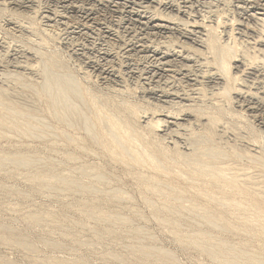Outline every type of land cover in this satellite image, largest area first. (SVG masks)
<instances>
[{
  "label": "rangeland",
  "instance_id": "rangeland-1",
  "mask_svg": "<svg viewBox=\"0 0 264 264\" xmlns=\"http://www.w3.org/2000/svg\"><path fill=\"white\" fill-rule=\"evenodd\" d=\"M22 1L26 3L21 7L13 8L9 5L8 0H0V117H6V120L11 125L8 127L0 126V264H48L51 261L60 262L61 260L64 264H249V262H246L248 261L247 258L249 259L247 255L251 256V254L252 257L258 255L254 257L257 261L258 259H260V262L264 261V253L259 254L261 250L260 246H264V237L262 236L263 238L259 239V237L250 236L251 234L237 232V230H234L235 228L230 227L227 223L229 227L227 226L226 228V224L224 222V224L221 223L218 219L220 215H227L224 213L227 212L226 209L223 207L219 208L220 206L214 207V212L216 211L214 218H210L209 222L204 218L202 203L195 196L199 192V189L204 188V186L198 184L199 182L191 177L192 175L189 172H187L188 177L185 178L186 181H189L187 179L193 180V182H197L194 183L196 185H192L193 182L183 183V180L178 182L179 180L172 178L173 176L167 173H160L162 170L158 172L147 169V167L140 168V166H131L124 162L113 161L102 150L101 142L97 135H95L97 134L96 112L100 109H109L111 107V112H114L113 114L116 117L121 114V119L129 121L138 130L149 136L148 139L149 141L152 140L150 141L151 143L157 144L160 142L157 145H161V147L166 149V153L156 158L155 163L158 167H166L168 163H171L170 165L181 166L179 167L181 169L178 168V171L182 170L180 171L183 174L182 176L186 177L185 173L189 169H184L182 163L192 162V159L200 163L204 161L205 163H216L219 166L227 168L231 166L233 169H228H236L235 171L243 175V177L241 176L242 180L246 179L249 173L251 180H249L250 177H247L248 179L246 180L251 182L252 180L253 182L257 181L255 183L260 182V185L256 187L262 190L256 189L260 192L263 191L264 187L261 185L264 186V162H257L264 161V155H262L264 154V135H262L263 137L261 136L260 133L263 132L258 130L257 125L253 123L254 120H252L253 118L248 112L247 115L240 113L238 104L234 103V90L231 91L232 104L230 101H226L228 100L227 97L218 95L220 93L218 91H221L222 89L220 88H223V86L219 88L216 86L217 91L206 80H204L205 84L198 86L187 82L183 78L182 72L176 70L181 65L175 68H171L168 65L165 68L169 72H165L160 76L163 79H156V81L152 80L150 82L148 79L149 75H146L148 72L146 69L152 66V60L150 57L148 60L146 59L148 55L138 54L137 51L130 50V48L128 49L130 51L128 53L123 51L129 44L131 45L132 41L136 43V40L134 38L131 40L127 34L125 35L122 29L123 25H120L122 19H119V17L126 19L130 15L134 17V15L148 16L154 14L158 18L171 16L173 19L175 17L177 19L175 20L176 23H180L182 20L190 24L191 22H199L203 26L212 27L215 31L219 30L217 36L221 40L219 41L221 42L219 43L221 46L230 43L229 45L240 48H238V52H246L250 48L252 50L248 49L250 52L248 50L247 52H249L248 54L251 53L252 55L250 54L249 56L252 57L256 54V51L252 47L255 41H252L253 39L244 40L247 37L240 39L242 37L241 34L248 36L246 30L239 23L243 21L241 19L243 10L241 7L243 6L236 4L234 0H180V2L179 0H165L164 2L163 0H159L163 4L171 2L170 4H175L174 6L177 5L176 3H180L177 6H183L184 4L181 3L187 2L188 15L191 17L189 20V17L187 19L183 16H179V19L175 13H170L163 9H159L160 12L157 11L158 9H150L148 10L150 11L149 13L146 11V5L144 6L140 0L129 1L130 4L124 0H112L110 5L116 8L119 7L118 15L112 14L110 11H96L94 9L92 10V21L85 22L81 13L78 12L77 14V11L83 10L82 12H84L85 8L90 9L93 6L90 7L82 3H76V0ZM59 1L62 2L59 3ZM235 5L236 7H234ZM177 6L176 8H178ZM216 6L217 8H215ZM55 11L57 12L55 13ZM122 12L125 14L124 16L120 15ZM160 14L162 17L159 16ZM221 15H224V17ZM257 16L259 17V15ZM40 19L42 20L40 21ZM229 23L230 25L234 23V25L231 27ZM260 23H250L249 25L252 28L251 26L254 24L260 25ZM118 25L121 28L116 27ZM228 26L230 27L227 28ZM263 27L264 24L258 26V29L264 33ZM107 32H111L114 36L107 35ZM220 32L222 35L219 34ZM234 37H237L236 39H239V41H233ZM147 38L146 45L152 49L158 48L159 52L165 51L167 53L169 50H172L169 53L180 54L178 55V59L182 58L181 53L182 55L184 54L183 56L191 54V57H195L196 53H193L194 51L190 47L193 45L183 39L176 41L179 39L177 36L165 37L159 35ZM167 38L170 39L168 40ZM138 42V45L145 43H142V40ZM149 43L150 45L153 44V47ZM182 43L190 45L185 47ZM164 45H166L167 49ZM193 47L194 49L199 48L198 46ZM179 49L182 52H179ZM204 49V46L198 49L201 51V55H203L202 58L197 59L195 57L194 59L197 61L193 59L190 64H187L189 67H186L189 72L193 68L191 72L193 74L196 73L199 66L202 72H206L204 69L209 67V69L218 68L216 55L213 52L212 55L207 54L210 52ZM4 50L8 53L6 54ZM102 53H107V56L104 57L105 62L102 59ZM196 56H199V53ZM258 56L262 57L261 60L263 59V62L261 60L257 61L259 68H262L260 65L264 67V57ZM242 57L237 59V63H232L233 74L234 72L237 74L238 71L235 68L241 65L238 75L240 72L243 73L242 70L251 73L252 70L248 68L250 59L248 58L249 61H246L245 64L243 62L244 57ZM248 59L245 58V60ZM88 60L90 62L93 61V63L96 62V64L105 63L104 65H107V68L113 74L115 73L114 77L106 78L102 76L101 78L98 73L95 74L92 70ZM199 63H203L204 65L202 64V66ZM142 68L143 70L145 69L144 72ZM60 72L61 74H59ZM141 73L142 76H138ZM167 75L169 76L167 77ZM240 75L242 74L240 73ZM65 76L74 80L72 83L76 82L73 85L76 93L73 94L74 96L70 95L71 97L66 108L60 103L61 100H56V98H60V94L51 92L46 86L48 79L52 83L53 80H65L63 79L66 78ZM59 78L61 80H58ZM166 79L168 80L165 81ZM248 80L252 81L251 79ZM147 81L153 84H150L151 86L159 88L156 89L148 86L149 83ZM159 82H162V84ZM170 87L179 92L185 89L184 92L189 93L192 98L195 97V100L198 98L195 103L196 105L190 104L194 105L190 107L192 109L191 112L195 110L192 115L197 116L196 113L199 112L201 115L198 116H203V118L207 119L204 120L203 125L196 122L192 125H186L187 128L184 131L175 130L174 133L170 134L158 131L157 137L150 136V130H154L155 128L149 124L155 123L158 119H163V115L165 116L169 113L179 115L181 114V110H183L177 106L170 108L168 104L161 103L147 95L153 89H155L154 91H160L159 89L163 91L164 88H166L164 90H169ZM194 87H199L198 90L200 87L201 90L204 88L205 92L197 91ZM191 88L195 92H192L193 89ZM196 92L198 94H194ZM199 92L205 93L207 96L200 95ZM48 99L50 101H47ZM54 99L56 100L54 102H57L58 105L61 104L60 107L57 103L53 102ZM210 101L212 102L210 103ZM201 103L202 105H200ZM222 103H224L223 107ZM230 106L233 107L230 108ZM132 109L134 112H132ZM220 111L222 114L225 112L227 115L221 116ZM212 115L213 117L215 116L218 124L215 123L213 126L204 125L207 124L208 118H211ZM132 116H135V118ZM10 117L11 119H9ZM18 117H20V120ZM68 118L71 119L70 122ZM62 121H65V124ZM245 121L247 124H245ZM134 122H137V124ZM220 123L221 126L217 127ZM143 127L145 128L143 129ZM255 128L256 131L254 132ZM192 129L195 130L191 132ZM180 132L183 133L179 135ZM253 133L256 135H253ZM176 134L177 137L173 136ZM150 137L153 138L151 139ZM186 137H189V139H186ZM252 137H256L257 139H255L258 141H255ZM186 140L188 141L185 142ZM190 141L192 144L189 143ZM207 148L216 150L217 156L206 158V154L202 152ZM138 150L142 154L144 153L143 149L138 148ZM181 151L188 155L197 154L192 159L185 161L175 154L177 152L181 153ZM239 153L242 154L240 155ZM125 155H127V158L129 157V154L126 153ZM261 158L262 160H260ZM236 165H239V167ZM245 165V168H240V166L243 167ZM176 166L173 168L177 169ZM242 169H244V172H242ZM257 176L258 179L254 180ZM142 177H145L146 180L145 178L142 179ZM174 180L177 182V187L182 188L177 189L176 183H173ZM190 183L192 184L190 185ZM152 186L155 188L153 192L150 189ZM194 190L198 191L195 193ZM176 192H178L177 195L175 194ZM193 193L195 194L193 195ZM173 194L175 196H172ZM195 198L198 200L194 201ZM217 209L222 210L220 212ZM105 213L108 216H104ZM239 214L240 216L243 215L241 212ZM228 217L232 218L231 215ZM234 218L229 221L235 223ZM122 221H125V223ZM235 224L239 223L236 222ZM230 228L233 230H228ZM200 233L203 238L202 241L199 240L198 246H196L197 244L193 242V239L196 234ZM207 238L209 240L205 243ZM211 238H215V243L221 244L216 243L217 246L219 245L218 247L222 246L221 242H224L223 245L228 248L226 251L228 254L219 251V248L215 247L214 240ZM248 241L250 242L248 243ZM210 243H214L215 248L211 247L213 245H209ZM258 251L259 253H257ZM235 252L237 254L241 252L249 254H245L243 256L245 257L244 260L239 261V259L234 258L235 254L233 253ZM234 260H238V263L234 262Z\"/></svg>",
  "mask_w": 264,
  "mask_h": 264
},
{
  "label": "bare ground",
  "instance_id": "bare-ground-1",
  "mask_svg": "<svg viewBox=\"0 0 264 264\" xmlns=\"http://www.w3.org/2000/svg\"><path fill=\"white\" fill-rule=\"evenodd\" d=\"M55 1V0H54ZM57 1V0H56ZM67 1V0H66ZM126 2L129 3V1H132V0H124ZM165 0H163L164 2ZM176 1V0H174ZM187 1V0H186ZM221 1V0H220ZM231 1V0H230ZM62 1H59V3H61ZM75 2V1H74ZM112 2V0H76V3H82V4H85L87 6H93V8H90V9H86L85 8V11L82 12L81 10L80 11H77V14L78 12L81 13V16L82 18L85 20V22H91L92 21V16H93V13H92V10L96 9L97 10H104V11H110V13L112 14H117L119 13L118 8H116L115 6H111L110 3ZM134 2V1H133ZM141 3L144 4L145 8L147 9L146 11L150 10V9H153V10H157L159 11V9H163L165 11H169L170 13H175L177 15V17H185L188 19L189 17V20L191 19V17L188 15V10H187V2H184V3H181V4H184L183 6H177L178 4L180 3H176L177 7L172 5V4H163V2L159 1V0H140ZM180 2V0H179ZM211 2V1H210ZM217 2V1H216ZM234 2L238 5H242L243 7H241L243 10H242V13H241V19L243 20L242 22H239L241 23L240 25L243 27V29L246 30L248 36H244L241 34L242 37H240V39H243V37H247V39H244L246 41H248L249 39H253L252 41H255L254 42V46L250 45L253 47V49L256 51V54L253 55L252 57H250L249 55L251 54H248L250 51L249 50H252L250 48H248L247 50L249 52H243V54H241L242 52H238V48H235L231 45H229L228 43L227 44H224V45H220L219 41H221L218 36H217V32L219 30H216L215 31L214 29H212V27H208V26H203V24L199 23V22H195V23H192L191 21V24L188 23L186 20V22H184V20H182L180 23H176L175 20V17L172 19V17H162L161 14L159 16H161L162 18H158L156 17L154 14L153 15H140V16H135L132 17V15L128 16L126 19L125 18H122V17H119V19L121 18L122 21L120 22V25H123L122 29L125 33V35L127 34L128 37H130L129 39H135L136 40V43L135 42H131V45L129 44V46L127 48H125L123 51L125 53H128L130 51H128V49L130 48V50H134V51H137L138 54L139 53H142V54H146L148 55V57L146 58L148 60V58L150 57V59L152 60V66L149 65V63H147L150 67H148L147 65H144L146 67H148L147 69L145 68L148 72L146 75H149L148 79L149 81L151 82L152 80H161L160 76H162L165 72H169L166 70L165 67H168V65L171 67V68H175L176 66H179V69L177 68L176 70H179V72H182L181 74L183 75V78L186 79L187 82H191L192 84L194 83V86H198V85H201V84H205L204 80L207 81V83L210 85H213L214 88L216 86H218V88L220 86H223V88H220L222 89L221 91H218L216 88L215 90H217L218 92H220L218 95L220 96H224V97H227L228 100L226 101H230L232 104H233V98L231 97V91L234 90L235 92V99H234V103L235 104H238V109L241 111L240 113H243V114H246L247 115V112L251 115V117L253 118L252 120H254L253 123H255L258 127V130H261L263 133H260L261 136L264 135V70H262L264 67L263 65H260L262 68H259V65H258V62L259 60H261V58L258 56V55H261L264 57V33L263 31H261L260 29H258V26L260 25H263L264 24V0H234ZM4 3V1H3ZM8 3L11 7L13 8H16V7H21L22 5H24L26 2L22 1V0H8ZM49 3V2H48ZM125 3V2H124ZM136 3V2H135ZM168 3V2H167ZM175 3V2H173ZM190 3V2H189ZM220 3V2H219ZM58 4V3H56ZM64 4V3H63ZM71 4V3H70ZM118 4H119V1H118ZM130 4V3H129ZM137 4V3H136ZM124 5V4H122ZM121 5V6H122ZM139 5V4H138ZM142 5V4H141ZM192 5V3H191ZM212 5V4H211ZM215 5V4H214ZM30 6V5H29ZM28 6V7H29ZM55 6H58V5H55ZM77 6V5H76ZM81 6V5H80ZM83 6V5H82ZM125 6V5H124ZM128 7V5H126ZM140 6V5H139ZM206 6V5H205ZM227 6V5H226ZM32 7V6H31ZM74 7V6H73ZM197 7V6H196ZM211 7V6H210ZM230 7V6H229ZM232 7H233V3H232ZM236 7V5L234 6ZM9 8V7H8ZM25 8V7H24ZM76 8V7H75ZM113 8V9H111ZM124 8V7H123ZM126 8V7H125ZM209 8V7H208ZM217 8V6L215 7ZM190 9V8H189ZM192 9V7H191ZM214 9V8H213ZM220 9V8H219ZM240 9V8H239ZM137 10V9H136ZM193 10V9H192ZM197 10V9H196ZM201 10V9H199ZM224 10V8H223ZM14 11V10H12ZM37 11V10H36ZM122 11V10H121ZM126 11V10H125ZM128 11V10H127ZM142 11V10H141ZM164 11V12H165ZM28 12V11H27ZM51 12V11H50ZM57 11H55L56 13ZM124 12V10H123ZM121 13L120 15L121 16H124L125 14L124 13ZM130 12V11H129ZM150 13V11H148ZM160 12V11H159ZM158 12V13H159ZM162 12V10H161ZM163 12V13H164ZM216 12V11H215ZM101 13V12H100ZM146 13V12H144ZM190 13V12H189ZM209 13V12H208ZM211 13V12H210ZM222 13V12H221ZM16 14H19V13H16ZM191 14V13H190ZM214 14V13H213ZM235 14V13H233ZM232 14V15H233ZM32 15V14H31ZM97 15V14H96ZM238 15V14H237ZM259 15V17L257 16ZM217 16V15H216ZM220 16V15H219ZM224 17V15H221ZM227 16V15H226ZM235 16V15H234ZM49 17V16H48ZM59 17V16H58ZM69 17V16H68ZM96 17V16H94ZM117 17V16H116ZM176 17V18H177ZM179 17V19H180ZM209 17V16H208ZM238 17V16H237ZM43 18V17H42ZM81 18V17H80ZM97 18V17H96ZM134 18H137V19H134ZM184 18V19H185ZM194 18V16H193ZM201 18V17H200ZM204 18V17H203ZM220 18V17H219ZM218 18V19H219ZM53 19V18H52ZM51 19V20H52ZM68 19V18H67ZM94 19V18H93ZM168 19L170 20H174V22L172 21H168ZM195 19V18H194ZM221 19V18H220ZM42 19H40L41 21ZM44 20V19H43ZM56 20V19H55ZM96 20V19H95ZM193 20V19H192ZM214 20V19H213ZM222 20V19H221ZM50 21V19H49ZM57 21V20H56ZM83 21V20H82ZM110 21V20H109ZM180 21V20H179ZM196 21V20H194ZM206 21V20H205ZM209 21H212V20H209ZM75 22V21H74ZM220 22V21H219ZM223 22V21H222ZM258 23V22H261L263 24L260 23L259 24H254L253 26H251L252 28H250V23ZM188 23V24H187ZM226 23V22H225ZM224 23V24H225ZM59 24V23H58ZM223 24V25H224ZM230 25V23H229ZM234 25V23H232V25H230L231 27ZM55 26V25H54ZM78 26V25H77ZM82 26V25H81ZM84 26V25H83ZM214 26V25H213ZM226 26V25H225ZM230 26H228L227 28H229ZM66 27V26H65ZM87 27V26H86ZM89 27V26H88ZM92 27V26H90ZM109 27V26H108ZM118 28H121V26H116ZM219 27V26H218ZM236 27V26H234ZM264 28V27H263ZM262 28V29H263ZM66 29V28H65ZM86 29V28H85ZM226 29V28H225ZM97 30V29H96ZM236 30V29H235ZM63 31V30H62ZM238 31V30H237ZM224 32H229V31H224ZM223 33V32H222ZM240 33V31H239ZM107 35L109 36H114V34H111V32H107L106 33ZM119 34V33H118ZM221 34V32L219 33ZM64 35V34H63ZM95 35V34H94ZM167 36V37H174V36H177L179 37V39H177L176 41L180 40V39H183L185 40L186 42H190V44H192L193 46H198L199 48L204 46L205 49H207V51H209L210 53H207V54H211L212 55V52L213 54L216 55V61H217V66L218 68H212V69H209V68H206L204 69L206 72H202L200 66L197 67L198 70L196 73H192V69H191V73L188 71V68L186 66H188L187 64H190V62L196 57L197 59L198 58H202L203 55H201V51L198 50V49H194L193 46H190L192 47L191 49L194 51L193 53H196L195 54V57H191V54L188 56V54L186 56H183L182 53H181V56L182 58L178 59V55H180L179 53H176V54H173V53H169V51H172V50H166L168 51L167 53L165 51H161L159 52L158 51V48H155L152 49L151 47H149L148 45H146V39H148L147 37L149 38H152V37H156V36ZM174 35V36H172ZM222 35V34H221ZM233 35V34H231ZM229 35V36H231ZM240 35V34H239ZM97 36V35H96ZM228 36V35H227ZM226 36V37H227ZM66 37V36H65ZM163 38V37H162ZM232 38V37H231ZM230 38V39H231ZM237 38V37H236ZM234 37V40H238L239 39H236ZM92 39V38H91ZM103 39V38H102ZM125 39V38H124ZM155 39V38H153ZM164 39V38H163ZM166 39V38H165ZM168 39V38H167ZM170 39V38H169ZM168 39V40H169ZM174 39V38H172ZM219 39V40H218ZM115 40V39H114ZM122 40V39H121ZM120 40V41H121ZM130 40V41H131ZM142 40V45H138L137 43H139L138 41ZM156 40V39H155ZM182 40V41H183ZM118 41V40H117ZM126 41V40H124ZM129 41V42H130ZM148 41V40H147ZM175 41V42H176ZM183 41V42H185ZM62 42V41H61ZM151 42V40H150ZM165 42V41H164ZM167 42V41H166ZM228 42V41H227ZM241 43H243L242 41H240ZM3 43V42H2ZM79 43V42H78ZM104 43V42H103ZM115 43V42H114ZM125 43V42H124ZM152 43V42H151ZM168 43V42H167ZM174 43V42H173ZM75 44V43H74ZM81 44V43H80ZM108 44V42H107ZM146 46H145V45ZM148 44V43H147ZM158 44V43H157ZM169 44V43H168ZM177 44V43H176ZM183 46L185 47H188V45L190 44H185V43H182ZM181 44V45H182ZM245 44V43H244ZM72 45V43H71ZM150 45V43H149ZM153 45V44H152ZM150 45V46H152ZM3 46V45H2ZM78 46V45H77ZM123 46V45H122ZM166 45H164L165 47ZM172 46V45H171ZM206 46V47H205ZM240 46V45H239ZM244 46V45H243ZM248 46V45H247ZM79 47V46H78ZM124 47H126V45H124ZM153 47V46H152ZM162 47V46H161ZM222 47H225V48H222ZM75 48V47H73ZM88 48V47H87ZM119 48V47H118ZM166 48V47H165ZM174 48V47H173ZM180 48H183V47H180ZM97 49V48H96ZM115 49V48H113ZM167 49V48H166ZM172 49V47H171ZM186 49V48H184ZM204 49V50H205ZM240 49V48H239ZM243 49V47H242ZM241 49V50H242ZM1 50V49H0ZM3 50V49H2ZM10 50V49H9ZM80 50V49H79ZM120 50V49H119ZM161 50V49H160ZM180 50V49H179ZM202 50V49H201ZM244 50V49H243ZM5 51V50H4ZM13 51V50H11ZM93 51V50H92ZM177 51V50H175ZM6 52V51H5ZM165 52V53H164ZM179 52H182L181 50ZM238 52V53H237ZM8 52H6L7 54ZM83 53V52H82ZM110 53V52H109ZM118 53V52H117ZM185 53H186V50H185ZM191 53V52H190ZM197 53H199V56H196ZM205 53V52H204ZM254 53V52H253ZM95 54V53H93ZM103 54V53H102ZM124 54V53H123ZM193 55V54H192ZM201 55V56H200ZM206 55V54H205ZM243 55V57H242ZM252 55V54H251ZM8 56V55H7ZM91 56V55H90ZM107 56V53L103 54L102 55V59L103 61L105 62L104 60V57ZM122 56V55H121ZM100 57V56H99ZM117 57V55H116ZM205 57V56H204ZM208 57V56H207ZM239 57H242L244 59V63L246 64V61H249L250 59V63L248 62L249 64V67L252 71L251 73H248L247 71L245 70H242V72H240L242 75H238V72H239V68H241V66L239 67H234L238 72L237 74L234 72L233 74V67H232V63L235 62L237 63V59ZM80 58V57H79ZM89 58V57H88ZM118 58V57H117ZM123 58V57H122ZM209 58V57H208ZM248 59V60H245ZM120 59V58H119ZM130 59V58H129ZM132 59V58H131ZM16 60V59H15ZM195 61H197L196 59H194ZM263 60V59H262ZM261 60V61H262ZM59 61V60H57ZM89 61V60H88ZM111 61V60H110ZM113 61V60H112ZM140 61V60H139ZM138 61V62H139ZM62 62V61H61ZM109 62V61H108ZM141 62V61H140ZM183 62V63H182ZM201 62V61H200ZM212 62V61H211ZM214 62V61H213ZM263 62V61H262ZM54 63V62H53ZM59 63V62H58ZM98 63H99V60H98ZM112 63V62H111ZM110 63V64H111ZM206 63V62H205ZM234 63V64H235ZM255 63H257V65H255ZM60 64V63H59ZM105 63H100V64H96L89 61V65L90 67L92 68V70L96 73L99 74V76H102L103 77H114L113 75V72L107 68V65H104ZM108 64V63H107ZM125 64V63H123ZM132 64V63H131ZM200 64V63H199ZM203 63H201L200 65H202ZM214 64V63H213ZM113 65V64H111ZM194 65V64H193ZM192 65V66H193ZM196 65V64H195ZM204 65V64H203ZM202 65V66H203ZM56 66V65H54ZM109 66V65H108ZM198 66V65H196ZM248 66V65H246ZM17 67H19L17 65ZM89 67V68H90ZM113 67V66H112ZM111 67V68H112ZM160 67H164V68H160ZM189 67V66H188ZM244 67V66H243ZM242 67V68H243ZM60 68V67H59ZM114 68V67H113ZM142 68V70H143ZM170 68V69H171ZM196 68V67H195ZM196 68V69H197ZM200 68V70H199ZM117 69V68H116ZM114 69V70H116ZM138 69V68H137ZM136 69V70H137ZM144 69V70H145ZM190 69V68H189ZM195 69V70H196ZM245 69V68H244ZM113 70V71H114ZM135 70V71H136ZM143 70V72H144ZM175 70V69H174ZM247 70V69H246ZM56 71V70H54ZM134 71V70H133ZM173 71V69H172ZM171 71V72H172ZM119 72V71H118ZM138 72V71H136ZM141 72V71H140ZM142 72V73H143ZM18 73V72H17ZM56 73V72H55ZM58 73V72H57ZM121 73V72H120ZM142 73L141 75L138 74V76H142ZM178 73V72H177ZM61 74V72L59 73ZM58 74V75H59ZM65 74V73H64ZM63 74V75H64ZM117 74V73H116ZM118 75V74H117ZM120 75V74H119ZM70 76V75H69ZM98 76V77H99ZM123 76V75H122ZM145 76V75H144ZM143 76V77H144ZM169 75H167L168 77ZM63 77V76H62ZM66 77V76H65ZM68 77V76H67ZM66 78H63L65 80L63 81H54L51 83V81H49V79L46 81V86L48 87L47 89L50 90L51 92H54L56 94H60V98H56V100H61L60 103H62V105L65 106V108L67 107L66 105L68 104L69 102V98L71 97L70 95L74 96L73 94L76 93V89L75 87L73 86L75 83H72L74 80L70 79L68 77V79ZM117 77V76H116ZM126 77V76H125ZM142 77V78H143ZM147 77V76H145ZM72 78V77H71ZM175 78V77H174ZM181 77V79H183ZM251 79L252 81H249L248 79ZM52 79V78H51ZM96 79V78H95ZM132 79V78H131ZM163 79V78H162ZM56 80V79H55ZM58 80H61V78H59ZM146 80V79H144ZM168 79H166L165 81H167ZM180 80V79H179ZM66 81V82H65ZM112 81V80H110ZM125 81V80H124ZM140 81V80H139ZM138 81V82H139ZM149 81H147L149 83ZM164 81V80H163ZM185 81V80H183ZM182 81V82H183ZM117 82V81H115ZM121 82V81H120ZM123 82V81H122ZM178 82V81H177ZM180 82V83H182ZM105 83V82H104ZM162 84V82H159ZM167 84V82H165ZM150 84L152 83H149L148 86H151ZM156 84V83H155ZM164 84V85H166ZM168 84H170L168 82ZM191 84V85H192ZM122 85V84H121ZM145 85V84H144ZM147 85V84H146ZM153 85V84H152ZM157 86H159L158 84H156ZM131 86V85H130ZM142 86V85H141ZM163 87V85H161ZM160 86V87H161ZM168 86V85H166ZM170 86V85H169ZM181 86V85H180ZM193 86V85H192ZM207 86V85H205ZM203 86V87H205ZM144 87V86H143ZM153 87V86H151ZM150 87V88H151ZM209 87V86H207ZM109 88H110V85H109ZM114 88V87H113ZM153 88H156V87H153ZM159 88V87H157ZM156 88V89H157ZM167 88V87H166ZM164 88V89H166ZM179 88V87H178ZM188 88V87H186ZM195 89H197V91H204L205 90H201V87L200 89L198 90L199 87H194ZM211 88V87H210ZM213 88V89H214ZM161 91V89H159L160 91H154L155 89H153L152 91H149V93L147 95H149V97L151 96L153 99H156L158 101H160L161 103H165V104H168L170 108L172 107H179L183 110H181V114L179 115H175V114H172V113H169V114H166L165 116L163 115V119H158L155 123H152V124H149L150 126H154V130H150V136H153V137H157V133L158 131H160L161 133H174L175 130L177 131H184L186 127V125H192L194 124L195 122L196 123H202L201 125H203V122L205 119L207 118H203V116H198V115H201L199 112L196 113V115H192L193 112L192 109H190V107H193L198 98L195 100L194 98H192V96L189 94V93H186L184 92V90H181V92L177 91L176 89H172L170 87L169 90H164ZM168 89V88H167ZM193 89V88H191ZM211 89V90H213ZM189 91V90H188ZM207 91V90H206ZM142 92V91H141ZM192 92H195L194 89ZM200 93V95H204V96H207V94L205 95V93ZM211 92V91H209ZM208 92V93H209ZM222 92V93H221ZM110 93V92H109ZM123 93V92H122ZM216 93V92H214ZM142 94V93H141ZM194 94H198L197 92L194 93ZM89 95V94H88ZM91 95V94H90ZM199 95V96H200ZM217 95V94H215ZM117 96V95H116ZM198 96V97H199ZM212 96V95H211ZM219 96V97H220ZM222 96V97H223ZM52 97V96H51ZM92 97V96H91ZM202 97V96H201ZM216 97V96H214ZM48 98V97H47ZM200 98V97H199ZM204 98V97H203ZM202 98V99H203ZM225 98V99H227ZM102 99V98H101ZM113 99V98H112ZM123 99V98H122ZM208 99V98H207ZM224 99V98H223ZM55 99L53 100L56 101ZM99 100V99H98ZM124 100V99H123ZM201 100V98H200ZM199 100V101H200ZM218 100H221V99H218ZM47 101H50V99H48ZM97 101V100H96ZM105 101V99H104ZM213 101V100H212ZM210 101V103L212 102ZM225 101V102H226ZM52 102V101H51ZM59 102V101H58ZM94 102V101H93ZM150 102V101H149ZM156 102V101H155ZM201 102V101H200ZM199 102V103H200ZM223 102V101H222ZM230 102H229V105H230ZM54 103H57V102H54ZM160 103V104H161ZM191 103H193L192 105H190ZM198 103V104H199ZM204 103V102H203ZM221 103V102H220ZM50 104H53V103H50ZM49 104V105H50ZM95 105V103H93ZM98 104V103H96ZM159 104V103H158ZM217 104V103H215ZM223 104L222 103V107H223ZM58 105V103H57ZM93 105V106H94ZM100 105V104H99ZM98 105V106H99ZM196 105V104H195ZM202 105V103L200 104ZM211 105V104H210ZM51 106V105H50ZM55 106V105H54ZM59 107L61 106L58 105ZM103 106V105H102ZM107 106V105H106ZM155 106H157L155 104ZM162 106V105H160ZM159 106V107H160ZM165 106V105H163ZM206 106V105H205ZM214 106V105H213ZM236 106V105H235ZM58 107V108H59ZM108 107V106H107ZM189 107V108H188ZM221 107V108H222ZM233 107V106H230V108ZM51 108V107H50ZM64 108V110H65ZM111 108V107H110ZM108 109V108H104V109H100L98 112H96V116H95V122H96V130H97V137L98 139L100 140L101 142V146H102V150H104L108 155L109 157L113 160V161H116V162H124L128 165H131V166H140L141 167H147V169H151V170H155V171H160L162 170L160 173H167L168 175H171L173 176L172 178L176 179V180H179L178 182H180V180H183L184 182L183 183H189V182H193V180H190V179H187L189 181H186L185 178H187L188 174L187 172H189V174H191L196 181H198L199 183L198 184H202L204 186V188H200L199 189V192H197L198 190H194L195 193H193V195L195 194V196L197 198L194 199V201L198 200L202 203V206H203V209H202V212L204 213V218L209 222V219L210 218H214V210L215 208L219 207V208H224L226 209L227 212H224L226 213L227 215H220L218 216V219L221 221V223H227L230 225V227H233L235 228L234 230H237V232H244V234H251L250 236H256V237H259V239L263 238L264 237V188H263V191H259V190H262L260 189L259 187H256V186H259L260 185V180L258 181L259 183H255L257 181H254L251 180V177L249 176V173L247 175V177H250L249 180H246L248 179L246 177V179L244 178V180H242L241 176L243 177V175H240V173H238L237 171L235 170H232L233 167L231 166H228V168H232V169H228L227 167H222V166H219L218 164L216 163H205L202 162H196L194 159H192V157L194 155H196L197 153H194V154H184L182 153L183 151H181V153L177 152L175 153L176 156H179L180 158L184 159L185 161L186 160H190L192 159L193 161L192 162H188V163H182V165L184 166V169L187 168L189 169V171H186V177L185 176H182L183 174H181L180 171H178V168L181 167V166H176L175 164H172V165H175L177 167V169L173 168L175 166H172L170 165L171 163H168L166 165V167H158L155 163L156 161V158L159 156H162L164 153H166V149H164V147H161V145H157L159 143H151L150 140L148 139L149 136H147L146 134H144L142 131L138 130L132 123H130L129 121H126V120H123L120 118V115L118 117H116L113 113L114 112H111V109ZM131 108V107H130ZM132 108H134L132 106ZM161 108H164V107H161ZM166 108V107H165ZM212 108V107H210ZM235 108V107H234ZM3 109V107H2ZM60 109V108H59ZM62 109V108H61ZM96 109H99V108H96ZM135 109V108H134ZM202 109V108H201ZM206 109V108H205ZM229 109V108H228ZM136 110V109H135ZM203 110V109H202ZM208 110V109H206ZM223 110V109H222ZM232 110V109H230ZM62 111V110H60ZM131 111V110H130ZM137 111V110H136ZM198 111H200L198 109ZM218 111V110H217ZM64 112V111H63ZM132 112L133 109H132ZM138 112V111H137ZM171 112V111H170ZM176 112V111H174ZM235 112V110H234ZM61 113V112H60ZM130 113V112H129ZM203 113H205L203 111ZM208 113V112H207ZM231 113V112H230ZM26 114V113H25ZM63 114V113H62ZM195 114V113H194ZM218 114V113H216ZM220 114L221 111H220ZM133 115V114H131ZM135 115V114H134ZM205 115V114H204ZM215 115V114H213ZM210 118H208L207 120V124H204L206 126H213L217 123V119L215 118V116ZM223 115H227L225 114H222L221 116ZM229 115V114H228ZM233 115V114H231ZM5 116V115H4ZM3 116V117H4ZM21 116V115H20ZM124 116V115H123ZM136 116V115H135ZM135 116H132L135 118ZM147 116V115H146ZM63 117V116H62ZM65 117V116H64ZM127 117V116H126ZM131 117V118H132ZM250 117V118H251ZM67 118V117H66ZM65 118V119H66ZM125 118V117H124ZM127 118H130V117H127ZM126 118V119H127ZM221 118V117H220ZM8 119V118H7ZM11 119V117L9 118ZM18 119L20 120V117H18ZM27 119V118H26ZM59 119V118H58ZM64 119V118H62ZM70 119V118H68ZM73 119V118H72ZM147 119V118H146ZM153 119V118H152ZM245 119V118H244ZM61 121V119H59ZM74 120V119H73ZM128 120H131V119H128ZM139 120V119H138ZM137 120V121H138ZM250 120V119H249ZM71 121V119L69 120V122ZM133 121V119H132ZM136 121V120H134ZM11 122V121H10ZM65 122V121H64ZM62 121V123H64ZM147 122V121H146ZM153 122V120H152ZM137 124V122H134ZM148 123V122H147ZM158 123V124H157ZM252 123V124H253ZM65 124V123H64ZM245 124H247V122L245 121ZM10 125V123L6 120V117L5 118H1L0 117V126L2 127H8ZM139 125V124H138ZM149 125H146L148 127H150ZM200 125V126H201ZM11 126V125H10ZM220 127L221 126V123L219 125H217V127ZM189 127V126H188ZM202 127V126H201ZM216 127V126H215ZM214 127V128H215ZM255 127V126H254ZM256 127V128H257ZM145 127H143L144 129ZM158 128V130L156 131V129ZM162 128H164L163 130H161ZM199 128V127H198ZM206 128V127H205ZM213 128V127H211ZM256 128L254 130V132L256 131ZM142 129V128H140ZM210 129V128H209ZM216 129V128H215ZM214 129V130H215ZM250 129V128H249ZM193 130L195 129H192L191 132H193ZM201 130V129H200ZM253 130V129H252ZM202 131V130H201ZM251 131V130H250ZM26 132V131H25ZM186 132V131H185ZM210 133V131H208ZM224 132V131H223ZM253 132V131H252ZM251 132V133H252ZM181 133L183 132H180L179 135H181ZM199 133V132H197ZM216 133V132H215ZM27 134V133H26ZM22 135V134H21ZM25 135V134H24ZM191 135V134H190ZM253 135H256L255 133H253ZM252 135V136H253ZM172 136V135H171ZM173 136H176L177 137V134L176 135H173ZM212 136V135H211ZM258 136V135H257ZM256 136V137H257ZM153 137H150L151 139ZM168 137V136H167ZM191 137V136H189ZM189 137H186V139ZM249 137V136H248ZM255 137V138H256ZM259 137V136H258ZM263 137V136H262ZM261 137V138H262ZM70 138V137H69ZM68 138V139H69ZM165 138V137H164ZM184 138V137H183ZM220 138V136H219ZM222 138V137H221ZM255 141H258L256 140L254 137H252ZM73 139V138H72ZM71 139V140H72ZM76 139V138H75ZM74 139V141H75ZM263 139V138H262ZM154 140V139H153ZM157 140V139H156ZM209 140V139H207ZM245 140V139H244ZM253 140V141H254ZM73 141V140H72ZM163 141V140H162ZM188 140H186L185 142H187ZM249 141V140H247ZM183 142V141H182ZM250 142V141H249ZM163 143V142H162ZM172 143V142H171ZM175 143V142H174ZM180 143V142H179ZM191 143V141L189 142ZM248 143V142H247ZM252 143H255V142H252ZM259 143V142H258ZM73 144V143H72ZM75 144V143H74ZM78 144V143H77ZM192 144V143H191ZM186 145V144H185ZM195 145V144H194ZM264 145V144H263ZM192 146V145H191ZM211 146V145H210ZM260 146V145H258ZM257 146V147H258ZM248 147V146H247ZM138 148L140 149H143L144 150V153L142 154ZM183 148V147H182ZM249 148V147H248ZM247 148V149H248ZM195 149V148H193ZM244 149H245V146H244ZM264 149V148H263ZM170 150V149H169ZM255 150V149H254ZM262 150V149H260ZM168 151V150H167ZM174 151V149H173ZM177 151V150H176ZM242 151V150H241ZM245 151V150H244ZM251 151V149H250ZM243 152V151H242ZM261 152V151H260ZM259 152V153H260ZM104 153V152H103ZM129 154L128 158H127V155L125 154ZM193 153V152H192ZM203 154L205 153L206 154V158L207 157H212V156H217L216 154H218L216 152V150H212L211 148H207L205 149L203 152ZM245 153V152H244ZM250 153V152H249ZM254 154V152H252ZM262 153V152H261ZM260 153V154H261ZM240 155L242 153H239ZM246 154V153H245ZM106 155V154H105ZM107 155V156H108ZM239 155V156H240ZM264 155V154H262ZM262 155H259V156H262ZM257 156V157H259ZM241 157V156H240ZM243 157V155H242ZM14 158V157H13ZM20 158V157H19ZM18 158V159H19ZM239 158V157H237ZM263 158V157H262ZM262 158L260 160H262ZM256 159V158H254ZM252 160V159H251ZM238 162V161H237ZM241 162V161H239ZM252 162V161H251ZM260 162H264L263 160L262 161H259L257 163H260ZM240 164V163H239ZM264 164V163H263ZM242 165V164H241ZM182 166V167H183ZM239 167V165H236ZM245 166L241 167L240 168H245ZM264 168V167H263ZM181 169V168H179ZM248 169V167H247ZM246 169V171L248 172V170ZM232 170V171H231ZM242 172H244V169H242ZM245 172V173H247ZM183 173V172H182ZM166 174V175H167ZM253 174V173H252ZM257 174V173H256ZM263 174V173H262ZM261 175V174H260ZM171 176H169L171 178ZM252 176V175H251ZM254 176V175H253ZM259 176V175H258ZM258 176L257 178H254V180H257L258 179ZM264 176V174H263ZM46 178V177H45ZM45 178H42V179H45ZM49 178V177H48ZM141 178V176H140ZM145 177H142V179H144ZM190 178V177H189ZM260 178V177H259ZM141 179V181H142ZM185 179V180H184ZM48 180V179H47ZM146 180V178H145ZM174 180L173 183L176 181ZM53 181V180H52ZM140 181V180H139ZM140 181V182H141ZM49 182V181H47ZM264 182V181H263ZM143 183V182H141ZM145 183V182H144ZM176 183V184H175ZM175 186L177 187V182H175ZM194 183H197V182H193L190 183V185H196ZM182 185V184H181ZM198 186V185H197ZM206 186V188H205ZM262 187H264L263 185H261ZM194 187V186H193ZM182 188V187H180ZM177 187V189H180ZM184 188V187H183ZM199 188V187H198ZM256 188H259L256 189ZM150 189H152L151 191L153 192V190L155 189L154 186L150 187ZM176 189V190H177ZM193 189V188H192ZM178 192H176L175 194L177 195ZM183 194V192H182ZM181 194V196H182ZM192 195V196H193ZM172 196H175L174 194ZM194 197V196H193ZM91 204V203H90ZM94 205V204H93ZM213 205H216V206H213ZM92 206V204H91ZM215 207V208H214ZM81 208V207H80ZM218 210V209H217ZM222 209H219L218 211H220ZM221 212V211H220ZM229 212V213H228ZM239 212H241V214H243L242 216H240ZM90 214H92L90 212ZM103 214V213H102ZM220 214H223V213H220ZM229 214V215H228ZM239 214V215H238ZM107 215L106 213L104 214V216ZM216 215V214H215ZM232 216V218L235 219V223L238 222L239 224H235V223H231V219L230 217L228 216ZM108 216V215H107ZM35 217V216H34ZM216 217V216H215ZM111 218V217H110ZM32 219V218H31ZM104 219V218H103ZM112 219V218H111ZM233 219V220H234ZM100 220V219H99ZM107 220V219H106ZM105 220V221H106ZM211 220V219H210ZM230 220V221H229ZM36 221V220H35ZM123 223H125V221H122ZM223 223V224H224ZM226 224V228H227V225ZM229 227V226H228ZM228 230H233L232 228L228 229ZM236 232V231H235ZM236 234V233H235ZM179 235V234H178ZM242 235V234H241ZM245 236V235H244ZM263 236V237H262ZM179 237V236H178ZM246 237H249V236H246ZM202 236H201V233L200 234H196V236L194 237L193 239V242L196 243L198 246V243H199V240L202 241ZM245 238V237H243ZM251 238V237H250ZM206 239V238H205ZM211 239H215V238H211ZM242 239V238H241ZM255 239V238H254ZM253 239V240H254ZM5 240V239H4ZM209 238H207V240H205V243L208 242ZM243 240V239H242ZM241 240V241H242ZM249 240V239H248ZM264 240V238H263ZM212 241V240H211ZM215 243V240L213 241ZM243 242V241H242ZM250 241H248L249 243ZM204 243V244H205ZM213 243V244H214ZM217 243V242H216ZM215 243V245H216ZM222 243V246L218 247L217 245L215 247H218L217 249L219 251H222L223 253H227V249L225 247V245H223L224 242H221ZM257 243V242H255ZM24 244V243H22ZM212 243H210L209 245H213ZM217 244H220V243H217ZM241 244V243H239ZM25 245V244H24ZM207 245V244H205ZM208 245V246H209ZM221 245V244H220ZM247 245V244H245ZM249 246V244H248ZM211 247H214L211 246ZM214 247V248H215ZM225 247V248H224ZM242 247V245H241ZM247 247V246H246ZM261 247V250H260V253L259 251L257 253H259L261 255V253L263 252L264 253V246H260ZM235 249V248H234ZM258 249V248H257ZM144 250V249H142ZM146 250V249H145ZM152 251V250H151ZM225 251V252H224ZM143 252V251H142ZM146 252V251H145ZM157 252V251H156ZM153 253V252H152ZM221 253V252H220ZM143 254V253H141ZM217 254V253H216ZM222 254V253H221ZM235 254L234 255V258L235 259H239L240 260H244L245 257V254H249V253H239L237 254L236 252L233 253ZM154 255V254H153ZM225 255V254H224ZM237 255V256H236ZM255 255V254H254ZM253 255V256H254ZM259 255V256H260ZM222 256V255H221ZM249 256V259L247 258L248 261L246 262H249V264H264V261L260 262L258 259V261L254 258V257H257V256H254L252 257V254L251 256L250 255H247ZM246 256V257H247ZM243 257V258H242ZM251 257V258H250ZM260 258V257H259ZM246 260V259H245ZM60 261V260H59ZM237 262L238 263V260H234V262ZM243 262V261H242ZM41 263V262H40ZM66 263V262H65ZM48 264H64L62 262V260L60 262H57V261H51V263L48 262ZM239 264V263H238ZM247 264V263H246Z\"/></svg>",
  "mask_w": 264,
  "mask_h": 264
}]
</instances>
